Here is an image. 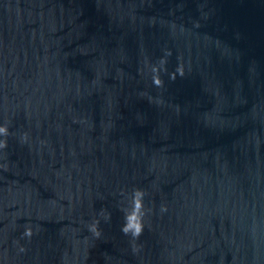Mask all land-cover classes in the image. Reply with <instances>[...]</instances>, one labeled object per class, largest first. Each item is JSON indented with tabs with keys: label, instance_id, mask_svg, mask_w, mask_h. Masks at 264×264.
Segmentation results:
<instances>
[{
	"label": "water",
	"instance_id": "95a60500",
	"mask_svg": "<svg viewBox=\"0 0 264 264\" xmlns=\"http://www.w3.org/2000/svg\"><path fill=\"white\" fill-rule=\"evenodd\" d=\"M0 126V264H264V0H0Z\"/></svg>",
	"mask_w": 264,
	"mask_h": 264
},
{
	"label": "clouds",
	"instance_id": "9594fccd",
	"mask_svg": "<svg viewBox=\"0 0 264 264\" xmlns=\"http://www.w3.org/2000/svg\"><path fill=\"white\" fill-rule=\"evenodd\" d=\"M0 134L7 135V128L0 126ZM26 136V135H25ZM0 147H6V141H0ZM145 193L142 190L137 189L133 193V206L130 212L126 213L125 216V224L122 226L121 231L125 234H131L132 238L138 239L142 233H143V222L142 218L144 216V210H143V197ZM166 205H161L160 211L164 212L166 211ZM93 231L96 235H99L98 232H96L95 228H93ZM23 236L27 238H31L32 231L30 228H25V231L23 233ZM20 251H24L23 246H21Z\"/></svg>",
	"mask_w": 264,
	"mask_h": 264
}]
</instances>
